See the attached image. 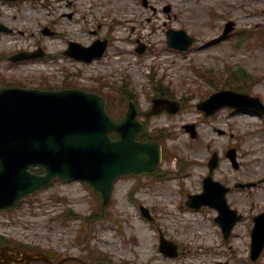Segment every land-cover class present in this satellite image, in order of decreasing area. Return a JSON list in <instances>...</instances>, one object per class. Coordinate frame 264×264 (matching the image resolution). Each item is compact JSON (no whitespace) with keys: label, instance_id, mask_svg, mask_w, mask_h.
<instances>
[{"label":"rangeland","instance_id":"rangeland-1","mask_svg":"<svg viewBox=\"0 0 264 264\" xmlns=\"http://www.w3.org/2000/svg\"><path fill=\"white\" fill-rule=\"evenodd\" d=\"M69 1L72 3L67 5ZM87 1L0 0V19L13 28L12 32H0V84L15 81L26 86L98 89L113 98L120 113L124 106L114 96L113 87L129 80L138 108L144 111L153 89L150 75L147 76L150 67L162 88L187 101L178 113H162L152 121L148 117L157 131L169 133L164 144L175 156L165 159L156 176L138 180L129 176L117 181L104 214L86 224L80 216L96 211L98 214L100 209L96 194L80 181H55L14 209L0 212L4 235L53 248L63 255H89L87 261L93 258L88 249L95 247L112 264H264V251L253 263L249 258L251 215L264 209V117L230 108L205 115L195 102L213 85L192 68H212L224 77L229 74L228 64L243 66L260 76L251 93L264 99V0H147V4L143 0H92V7L86 11ZM168 4L169 13L163 9ZM68 12L73 13L71 17L64 14ZM228 19L236 22L235 31L224 40H216ZM44 25L54 33H42ZM168 27L184 28L197 40L186 50L171 48L165 43ZM240 29L247 39L239 44ZM95 36L108 38V48L101 58L82 63L63 54L69 39L89 43ZM137 39L147 45L142 53L135 50ZM12 41L15 43L6 48L7 42ZM39 46L45 51L44 56L9 60L14 52ZM117 50L126 52L122 60L115 61ZM239 116L253 119H235ZM186 122H195L196 137L192 138L183 128ZM233 145L237 148L238 168L225 156V150ZM214 150L221 159L214 178L231 186L236 181L255 182L250 188L232 187L228 194L229 203L245 211V217L225 239L214 221L215 209H195L185 203L188 192L201 189V179L208 173L206 162ZM253 156L258 158L252 159ZM178 159L188 165L179 173ZM185 185L194 188L185 189ZM252 202L254 210H250ZM140 204L149 208L152 219L142 215ZM175 209L188 214L195 223L169 217V210ZM190 223L193 226L188 228ZM143 228L149 230L152 242L146 254L140 255L130 234H139ZM159 231L177 243V256L166 257L159 250Z\"/></svg>","mask_w":264,"mask_h":264},{"label":"water","instance_id":"water-1","mask_svg":"<svg viewBox=\"0 0 264 264\" xmlns=\"http://www.w3.org/2000/svg\"><path fill=\"white\" fill-rule=\"evenodd\" d=\"M189 42L175 45L185 47ZM98 48L95 55L103 50V47ZM220 94L228 98L239 96L227 91ZM224 102L231 100L207 101L200 106L212 112L211 107ZM104 104L97 94L77 89L0 88V204L5 205L45 186L54 176L88 181L106 203L117 176L152 172L160 160L159 146L135 140L136 133L144 131L133 105L125 118L115 123L105 114ZM111 130L117 131L119 139L109 138ZM32 164L43 165L45 174H32L28 170ZM206 193L207 190L191 199L205 201ZM219 208L226 211L224 202ZM143 212L147 214L145 209ZM221 221L227 235L233 222L226 214ZM263 243L264 215H260L253 230L252 258L259 254ZM17 256L27 260L40 255L23 252Z\"/></svg>","mask_w":264,"mask_h":264},{"label":"bare ground","instance_id":"bare-ground-1","mask_svg":"<svg viewBox=\"0 0 264 264\" xmlns=\"http://www.w3.org/2000/svg\"><path fill=\"white\" fill-rule=\"evenodd\" d=\"M151 19V17H149ZM20 32H24L23 29H20ZM226 39V37H221L220 39L218 40H224ZM15 43V41H12V42H7V44L5 45L6 48H9L11 47L13 44ZM11 45V46H10ZM246 113V112H244ZM237 120H243V121H250L252 120V118H249V117H246V116H239L238 118H235ZM179 141L183 143L182 141V138H179ZM255 158H258V156H253L252 159H255ZM251 160V159H249ZM131 238L134 240V242L136 243V252L140 255H145L146 252L149 250L150 246H151V236H150V232L148 229L146 228H143L142 231L139 233V234H136L134 232H132L130 234Z\"/></svg>","mask_w":264,"mask_h":264}]
</instances>
